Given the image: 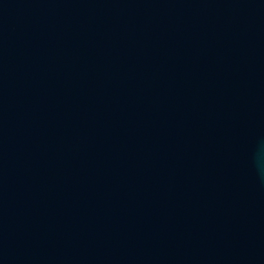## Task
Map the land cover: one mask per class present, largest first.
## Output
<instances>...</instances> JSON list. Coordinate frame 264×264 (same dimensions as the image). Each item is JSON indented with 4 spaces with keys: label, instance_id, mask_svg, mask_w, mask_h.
<instances>
[{
    "label": "water",
    "instance_id": "obj_1",
    "mask_svg": "<svg viewBox=\"0 0 264 264\" xmlns=\"http://www.w3.org/2000/svg\"><path fill=\"white\" fill-rule=\"evenodd\" d=\"M44 264H264V0H25Z\"/></svg>",
    "mask_w": 264,
    "mask_h": 264
}]
</instances>
